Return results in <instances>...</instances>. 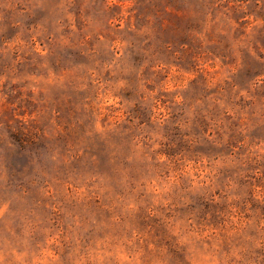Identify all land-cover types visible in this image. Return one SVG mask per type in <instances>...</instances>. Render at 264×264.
I'll return each instance as SVG.
<instances>
[{"label":"rangeland","instance_id":"1","mask_svg":"<svg viewBox=\"0 0 264 264\" xmlns=\"http://www.w3.org/2000/svg\"><path fill=\"white\" fill-rule=\"evenodd\" d=\"M0 264H264V0H0Z\"/></svg>","mask_w":264,"mask_h":264}]
</instances>
